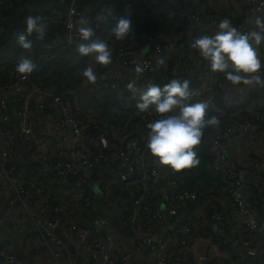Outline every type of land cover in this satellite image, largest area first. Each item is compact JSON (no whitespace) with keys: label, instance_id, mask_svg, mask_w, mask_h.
<instances>
[{"label":"built area","instance_id":"obj_1","mask_svg":"<svg viewBox=\"0 0 264 264\" xmlns=\"http://www.w3.org/2000/svg\"><path fill=\"white\" fill-rule=\"evenodd\" d=\"M87 1L58 0L61 9L56 7V18L47 21L61 24V30L49 47L75 52L74 62L85 60L96 72L94 84L83 78L82 85L64 95L51 80L36 81L31 74L16 73L15 67L6 73L5 65L0 66V223L17 238L25 257L16 256L12 241L5 238L0 241V264H147L136 261L132 252L150 247L157 248L154 264H176V250L190 251L197 231L211 224L219 230L213 240L220 258L237 254L242 264H264V88L233 87L223 73L211 72L191 47L199 36L190 30L193 24L212 36L219 21L228 18L243 32L264 11V0H246L247 11L240 17L230 15L226 4L212 8L209 0H125L115 22L137 16L157 25L137 33L131 22L120 40L108 33L109 65L77 52L79 44L87 43L77 30L80 19L87 18L96 39L108 12L102 2L101 13L95 15L96 4L88 8ZM5 5L0 0V8ZM183 15L191 20L187 28L178 20ZM171 22L184 28L183 36L167 34L159 25ZM258 48L264 51V42ZM53 56L43 54L41 63ZM159 59L165 63L159 65ZM181 60L190 61L184 72L197 81L190 102L207 101L208 113L225 118L204 140L207 169L220 183L208 194L189 188L180 171L154 164L145 148L143 124L161 114L136 108L139 93L156 83V73H175ZM132 80L139 90L135 95L126 88ZM108 95H115L118 107L141 121L130 113L120 129L102 123L95 111ZM25 159L41 164L40 180L25 177ZM98 167L103 171L97 172ZM188 205L195 223L182 212ZM162 221L165 227L160 229ZM185 264L217 263L200 253Z\"/></svg>","mask_w":264,"mask_h":264},{"label":"clouds","instance_id":"obj_2","mask_svg":"<svg viewBox=\"0 0 264 264\" xmlns=\"http://www.w3.org/2000/svg\"><path fill=\"white\" fill-rule=\"evenodd\" d=\"M256 30L246 33L234 27L228 18H222L214 35H204L195 39L191 47L198 50L203 60L208 62L213 73H223L225 79L233 87L243 85L249 88H264V61L258 55V46L264 42V15H258L249 21ZM131 27V21L121 18L112 24L111 34L117 39H125ZM48 25L40 16H28L24 20V31L17 35V45L27 51L33 47L29 37L35 35L43 40L47 34ZM78 32L80 38L87 43H81L77 52L82 57H91L96 64L112 63V53L109 45L102 39H92L93 28L82 17ZM255 45V47L253 46ZM159 65L165 61L159 59ZM36 64L27 56L19 58L15 72L21 75L31 74ZM135 71H143L139 66ZM84 83L94 84L97 76L92 66L82 71ZM126 88L135 95L139 90L136 81L132 80ZM196 93L191 90L188 80L173 79L163 87L151 84L139 93L136 108L140 112L152 109L160 118L146 125L145 148L154 164L179 172L182 169L196 167L199 163L196 146L201 143L206 128L218 127V117L209 115L207 101L190 102Z\"/></svg>","mask_w":264,"mask_h":264},{"label":"trees","instance_id":"obj_3","mask_svg":"<svg viewBox=\"0 0 264 264\" xmlns=\"http://www.w3.org/2000/svg\"><path fill=\"white\" fill-rule=\"evenodd\" d=\"M4 1L6 2L5 7L0 8V66L5 65L3 66V71H6V73H8L7 71L15 67L17 63L15 62V60L17 59V52L22 51V56L29 57L36 64L35 70L31 73L32 77L36 81L48 82L49 80H51L58 86L59 91L63 92L64 95H68L66 92L69 90L76 89L81 79H79L77 82L74 79V75H76V66L73 64V62L76 59V53L69 50H62L58 52L55 49H51L49 47L50 41L53 38L54 34L60 32L61 24L45 21V23L48 25L47 34L43 40L37 39L35 35L29 37V39H31L33 42V47L30 51L20 48L16 43V33L18 32V34H20L24 31V20L26 19V17L40 16L43 18L45 14H48L50 12V9L53 7V5H56V2H58V0ZM102 2H104L108 6V12L104 15V22L101 24L96 39L104 40L105 36L108 33H111L110 28L112 24H115V17L120 13L122 3L121 0H100L99 4H96L94 6L95 15L101 13L100 3ZM141 5L144 6L145 4ZM57 7L60 10L62 5L57 4ZM174 7L178 8V6ZM178 20L184 21V28H187L191 24V20L189 19V17L184 15ZM131 22L135 25L137 33L149 31L157 25V23H151L149 21L144 20L142 17L137 16L133 17ZM159 25L164 29L167 34H175L178 29H183L184 32V28H182L181 26L174 28V22H171L170 24L160 23ZM190 30H194L196 34L197 32L199 33V31H202V29L194 27L193 24L190 25ZM45 53H47L48 55H54L47 62H55L57 65L59 64V66H65V70L69 75L66 79H62L60 76V74H62V71L56 72L54 74H46L45 71L49 65H45L46 61L43 64L41 63L42 55ZM183 62L181 63V72L176 75V79H181V81L188 80L190 82V88H192V86L194 87L197 84V81L187 76V74L184 72L185 66L187 67L190 64V61L184 60ZM40 66L41 69H39ZM86 67L87 66H85L84 69ZM156 75L159 79L163 76L166 77L163 80V83L165 84L171 82L174 76L173 73H171V70H160L156 73ZM118 106L119 103L116 100V96L108 95L107 98L101 99V104L98 106V109L103 111L106 108H116ZM126 112L129 113L125 116V119L131 113L135 121H141L139 115L133 114L132 111ZM208 114L214 115L210 113ZM214 116L218 117L220 121L218 127L222 126L225 122V118L218 115ZM98 118L102 121V123H108L112 126H115L111 124V120L109 121L100 116ZM143 125L146 126V124ZM213 129L214 128H206L204 130V135L201 139V143L196 146L195 150L197 151L200 163L196 167L180 170L184 179L189 182V188H194L202 192V194L206 193L208 189L216 190L220 186V183H218V177L214 176L211 171L207 169L209 157L205 152L206 146L204 144V140L208 137V135L212 132ZM22 165L24 167L23 173L26 178L33 176V178L35 179H41V174H37L38 170L42 168L39 162H29V160L25 159ZM96 171L102 172L103 168L98 167ZM198 180H201V182L198 183ZM114 194H116L115 191ZM122 195L126 197L125 194Z\"/></svg>","mask_w":264,"mask_h":264},{"label":"crops","instance_id":"obj_4","mask_svg":"<svg viewBox=\"0 0 264 264\" xmlns=\"http://www.w3.org/2000/svg\"><path fill=\"white\" fill-rule=\"evenodd\" d=\"M90 1V0H89ZM87 1V2H89ZM100 0H95L93 6L95 4H98ZM125 0H121V3L123 4ZM174 4L169 3L171 6H178L179 4H177L175 1H173ZM210 6L212 8H217L219 6H221L222 4H226L227 5V9L229 11V14H235L237 15L236 17H240L244 12L247 11V3L246 0H209ZM89 6V5H88ZM57 2L56 5H53V7L50 9V12L47 14H45V16L43 17L44 21H47V17L50 19L52 18H56L57 15ZM178 11H181L180 7L177 8ZM259 15H264V11L261 12ZM258 16V15H257ZM254 19V17H253ZM256 30L254 24H249L247 29H245L242 33H246L249 31H253ZM198 36H204L207 35L205 31H199V33L197 32ZM176 36H183V29H178L175 33ZM255 47V45H253ZM258 55L261 58L262 61H264V51H260L258 48ZM183 62V60H181V62L179 63V66L177 68V71H175V73H173V79H176V75L179 74L181 72V63ZM51 62L48 63V65ZM185 63V62H183ZM59 66V64H58ZM64 66V65H63ZM87 65H84V67ZM65 67V66H64ZM114 68H117V65H114ZM186 68V66H185ZM48 68L46 69V73H47ZM179 70V71H178ZM164 77V76H163ZM163 77H161L160 79L157 77L156 75V85H159L161 87H163L165 85V83H163ZM181 80V79H178ZM193 87V86H192ZM249 89V87H246L245 90ZM243 91V89H241ZM256 90H258L256 88ZM109 109H112L111 107H109ZM114 109H116L117 111H114ZM114 111V114L120 112V111H124V112H120L123 113L125 115V110L121 109L120 107H116L112 109ZM121 119V118H119ZM116 121V119H114ZM124 121V120H123ZM122 123V122H121ZM111 124H113V121L111 122ZM115 125V124H113ZM192 210V209H191ZM187 221H191V218H187ZM117 224V223H116ZM115 224V225H116ZM165 227V221H162L159 223V228L163 229ZM117 228V227H116ZM203 232H206V235L203 234ZM219 236V230L217 229V227L213 224L209 225L207 227V229L205 231H203L202 229L197 231V239L196 241L190 246V251L189 250H176V253H178V255L180 256V260H178L176 262V264H185V260H189V259H193L195 258L198 254L200 253H208L209 257L215 261L217 264H233V260L236 261V264H242L243 262V257L242 255H240L238 257V259H235V257H237L238 255H232L230 257V260L227 258H220L221 256V250L219 248H217L214 244V237L217 238ZM6 237L5 235H3V233L0 231V241L4 240ZM9 239V238H8ZM10 240V239H9ZM12 250L16 251V244L12 241ZM131 249V248H130ZM133 250V248H132ZM243 248L239 247V252H243ZM156 255H157V248L156 247H150L147 250H141V252H132V256L136 261L139 262H144L147 264H154L155 263V259H156ZM31 264H42V261H32Z\"/></svg>","mask_w":264,"mask_h":264},{"label":"rangeland","instance_id":"obj_5","mask_svg":"<svg viewBox=\"0 0 264 264\" xmlns=\"http://www.w3.org/2000/svg\"><path fill=\"white\" fill-rule=\"evenodd\" d=\"M22 56V51H19L17 52V59L15 60V62H18L19 58ZM75 66H76V70H75V73L76 75H74V79L76 80V82L81 79L79 85H82V80H83V77H82V71L84 70V65H86V62L85 60L77 63V62H74L73 63ZM62 71V74H60L61 78L62 79H66L69 75L68 73L66 72L65 70V67L64 66H58L55 62H51L48 66V70H47V73L46 74H54L56 72H61ZM78 85V86H79ZM113 109V108H112ZM112 109H109V108H106L105 110H99L97 109L95 111V114L99 117H102L104 119H107V120H111L113 121V124H115L116 128L117 129H120L122 127V123L124 122L123 120H125V116L128 114L127 112H125V115L123 113H120V112H124V111H120L116 114H114V111H117L116 109H114V111ZM102 115V116H101ZM121 118V119H119ZM116 119V121L114 120ZM122 122V123H121ZM201 180H198V183H200ZM205 194H208L205 193ZM182 212L185 214V217L186 216H189V218H191V222L193 221L195 223L196 221V218L193 214V211H191V206H186L184 209H182ZM187 218V217H186ZM233 264H236V263H233ZM239 264V263H238Z\"/></svg>","mask_w":264,"mask_h":264},{"label":"water","instance_id":"obj_6","mask_svg":"<svg viewBox=\"0 0 264 264\" xmlns=\"http://www.w3.org/2000/svg\"><path fill=\"white\" fill-rule=\"evenodd\" d=\"M94 2H95V0H90L89 1V6H88V8H91L92 6H93V4H94ZM172 3L174 4V2L172 1ZM9 165V164H8ZM7 165V166H8ZM162 176H165L166 175V171H163L162 173ZM116 227H118V225L116 224L115 225ZM0 231L3 233V235H5L6 237H8L11 241H13L15 244H16V248H17V250L16 251H13V253L16 255V256H18L19 258H21V259H24L25 257H24V254H23V252L21 251V249H20V246H19V243H18V240H17V238L2 224V223H0ZM55 234L57 235V236H60V233H59V231L58 230H56L55 231Z\"/></svg>","mask_w":264,"mask_h":264}]
</instances>
